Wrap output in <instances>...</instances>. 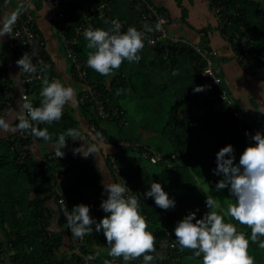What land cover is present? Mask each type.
<instances>
[{"label": "trees", "instance_id": "obj_1", "mask_svg": "<svg viewBox=\"0 0 264 264\" xmlns=\"http://www.w3.org/2000/svg\"><path fill=\"white\" fill-rule=\"evenodd\" d=\"M101 1H107L111 10L105 16H94L97 28H110V22L116 17L127 23L121 27L122 32L129 26L141 28L140 13L126 0H95L94 5ZM151 1L159 8H166ZM176 1L184 6L182 0ZM6 2L9 0H0V19L1 5ZM213 4L220 6L219 11L213 10ZM209 5L218 19L216 28L230 42L232 50H240L246 36L245 43L251 49L264 52V0H209ZM81 11L78 5L71 7L65 23L66 34L74 33L73 27L80 20ZM105 20L109 23L105 24ZM53 25L60 36L61 29ZM36 27L40 30L38 24ZM199 30L202 33L199 43L213 47L207 37L211 27ZM164 43L166 48H160L144 40L139 62L124 61L111 77L101 76L90 68L87 78L80 79L71 62L73 75L83 85L77 93V105H66L59 121L39 125L48 128L53 142L38 140L23 131L0 135V264H104L106 259L111 264H124L122 257L107 255L109 246L102 231L76 239L67 229L64 217L65 211L70 212L81 203L90 206V215L97 222L108 215L100 208L108 195L104 191L105 182H123L130 188L127 195L139 199L140 213L148 223V231L156 237L153 264H189L191 257L197 258L191 250L181 251L178 245H171L176 243L175 226L190 212H196L197 218H201L208 211L206 193L217 201L221 215L235 203L228 188L215 190L217 182L223 179L213 171L217 166L216 154L231 144L238 163L241 153L253 143L249 133L251 125L239 126L238 119L214 86L194 91L197 86H203L199 75L200 55L194 47L169 38ZM10 49L17 61L11 46ZM75 49L80 57H87L84 36ZM42 55L47 71L27 89L33 106L40 105L43 77L58 80L55 61L46 44ZM2 56L5 66L0 67V119L17 98L4 51ZM174 72L177 74L173 75ZM4 83L14 92L7 104L1 102L5 97ZM88 85L99 92L108 116L102 115L92 100L86 97L81 100ZM19 95L22 98L21 93ZM233 100L243 111L239 102ZM128 101L134 105L132 116ZM69 128L79 130L83 139L67 138L65 155L58 159L54 141ZM78 147L82 152L95 153L87 157L74 155L73 150ZM153 156L157 159H152ZM153 182L161 183L174 198L175 208L161 209L154 198L144 196ZM195 205L202 208L187 210ZM225 219L249 238L248 252L254 264H264V249L251 242V230L226 215ZM165 239L168 247L163 245ZM97 250H103L100 256L95 255ZM163 252L165 254L161 255ZM199 259L198 264H202V257ZM128 264H142V258Z\"/></svg>", "mask_w": 264, "mask_h": 264}, {"label": "clouds", "instance_id": "obj_2", "mask_svg": "<svg viewBox=\"0 0 264 264\" xmlns=\"http://www.w3.org/2000/svg\"><path fill=\"white\" fill-rule=\"evenodd\" d=\"M17 15L0 23V37L11 32L12 25L17 20ZM105 24L109 21L105 20ZM111 27L91 28L83 33L86 41L87 64L96 73L104 77L115 74L124 61L129 63L139 62L140 52L144 48V40L148 33L160 29L156 23L153 28L143 22L142 28L129 26L126 31H121V24L112 20ZM32 56L25 53L16 61L21 73H35L36 67ZM43 65V61H39ZM42 71H47L44 65ZM177 73L174 72L173 75ZM264 85V82H261ZM203 86H197L194 91H203ZM40 105L33 106L27 97H22L17 104V109L22 114L15 127H11L4 119H0V133L23 131L38 140L53 142V135L48 128L39 125H51L59 121L68 104L76 102V93L73 87L66 86L59 80H49L43 77ZM264 95V90L261 91ZM246 135H249L246 133ZM73 140L83 139L79 130L69 128L55 139L53 149L59 159L65 153L67 138ZM250 143L236 162L234 146L228 144L216 154L217 166L214 174L222 175L223 179L216 184L217 192L228 188L230 196L235 198V203L228 206L227 217L234 219L240 225L251 230L250 240L264 249V133L256 132L250 135ZM91 149V145L89 146ZM75 154L87 157L95 153L92 150L82 152L81 147L73 150ZM129 187L123 182H105L104 191L108 194L100 208L107 213L102 220L97 222L90 215V206L78 204L70 212L65 211L67 229L76 239H83L86 235L103 232L107 245V255L112 258H123L124 264L142 258V264H153L156 256V237L148 231V223L140 213L139 199L134 195H127ZM206 193V192H205ZM144 196L154 198L157 207L168 210L176 206L174 198L164 190L159 182L151 183V187ZM62 205L65 203L61 200ZM206 206L208 211L201 218L196 212H190L175 226V241L173 247L179 246L180 250H191L195 257H202V264H254L253 257L249 255V238L244 233L238 232L235 224L226 221L225 215L217 210V201L206 193ZM65 207V206H63ZM97 250L95 255L100 256ZM104 264H111L104 260Z\"/></svg>", "mask_w": 264, "mask_h": 264}, {"label": "built area", "instance_id": "obj_3", "mask_svg": "<svg viewBox=\"0 0 264 264\" xmlns=\"http://www.w3.org/2000/svg\"><path fill=\"white\" fill-rule=\"evenodd\" d=\"M44 3L48 5L47 17L53 22L60 30V36L62 44L66 51V55L73 63L75 68V74L80 79H86L88 70L90 67L87 64V57L82 58L77 54L75 45L79 42L84 31L89 27L95 29L97 25L94 23V16H105L108 11L111 10V5L107 1H101L97 5H94L95 0H43ZM129 4L134 6L142 17L143 22H147L155 27L156 23L160 24V29L158 31L154 30L148 33L145 40L148 44L156 47L164 48V40L166 38L171 39L173 42L179 44H187L188 46L194 47L195 51L200 55L199 60L201 64L199 66V75L203 84V88L214 86L217 90L218 96L226 103L229 110L238 119V124L240 127L249 124L250 120L246 113L241 111L235 105V102L230 95L228 87L225 85L223 77L215 65L217 57L220 52L217 48L205 47L200 43H195L185 36L178 34H171L168 28V23L170 22L171 15L168 9L159 8L151 0H126ZM78 5L81 11L80 20L74 25L72 35L66 34V20L70 16L71 7ZM220 6L218 4H213V10L215 12L219 11ZM13 14L17 15L16 22L12 25L10 35H8V40L11 48L15 52L16 59L21 58L25 53L32 56V62L36 67L37 71L35 73H21L20 68L19 75L21 79V84L23 85L21 91V97H27L28 86L38 81L43 76L42 68L46 65V60L42 55V49L46 44L45 37L41 31L36 27L37 24V13L35 0H20L15 11H13L8 18ZM121 27L126 23L124 19L116 17ZM142 28V26H141ZM140 28V29H141ZM247 37L244 36L242 41L241 49L238 51L233 50L234 57L240 60L244 68H247L251 72H264V52H259L255 49H251L250 45L245 43ZM230 43V42H229ZM232 47V46H231ZM166 48V47H165ZM233 49V48H232ZM4 57L2 56V50L0 49V67L5 66ZM43 61V65L39 63ZM4 95L5 97L1 99L2 103H9L8 98L14 95L12 90H9V84L4 83ZM85 95L82 99L86 97L92 100L96 105L99 112L108 116L109 111H106L103 104V99L99 92L88 85ZM4 113V110H1ZM1 113V114H2ZM152 159L156 160L157 157L153 156ZM115 166H117L115 164ZM65 206V205H64ZM202 208L200 205H195L188 208L189 211H199ZM173 241V240H172ZM174 242V241H173ZM163 245L168 247L167 239L163 241ZM173 245V243H171ZM163 252L161 255H164Z\"/></svg>", "mask_w": 264, "mask_h": 264}, {"label": "crops", "instance_id": "obj_4", "mask_svg": "<svg viewBox=\"0 0 264 264\" xmlns=\"http://www.w3.org/2000/svg\"><path fill=\"white\" fill-rule=\"evenodd\" d=\"M19 1L9 0V2L1 5L3 13L0 23L16 10ZM153 1L169 10L171 19L168 28L171 33L185 36L189 40L199 43L202 40V33L199 29L204 26L211 27L207 36L209 43L213 46L212 48H217L220 52L215 65L232 92L233 98L239 102L243 112L247 114L250 120L248 125H251L250 135H254L258 131L264 133V95H261V91L264 90V85L261 83L264 82V72L251 73L234 57L230 43L216 28L218 19L210 8L209 0H182L185 7L176 0ZM35 4L38 16L37 24L45 36L46 49L55 61L58 80L66 86L73 87L76 93V102L69 105L76 106L78 102L77 93L83 85L73 75L71 61L66 55L61 36L56 31L53 22L47 17L48 5L42 0L35 1ZM0 49L5 52L8 67H10L11 81L15 84L17 91L16 103L13 102L11 109L1 119H4L11 127H15L17 119L22 115L17 109V104L21 101L19 93L22 91V84L7 34L0 37ZM84 128L86 129V126ZM0 135L8 136V133H0Z\"/></svg>", "mask_w": 264, "mask_h": 264}, {"label": "rangeland", "instance_id": "obj_5", "mask_svg": "<svg viewBox=\"0 0 264 264\" xmlns=\"http://www.w3.org/2000/svg\"><path fill=\"white\" fill-rule=\"evenodd\" d=\"M129 102V101H128ZM130 104L128 105V108H129V111H130V114H131V116L133 115V114H135L134 113V108L132 107V106H134V105H131V103H132V101H130L129 102ZM154 167L156 168V169H159L160 168V166H158V165H154ZM191 259H192V263L190 262V260L188 261L189 262V264H198V261H201V259H199V258H194V257H191Z\"/></svg>", "mask_w": 264, "mask_h": 264}]
</instances>
